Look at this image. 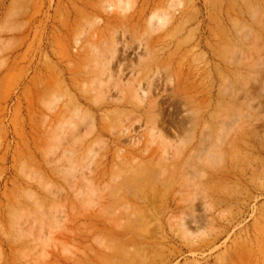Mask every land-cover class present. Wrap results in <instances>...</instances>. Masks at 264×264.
<instances>
[{
	"label": "rangeland",
	"instance_id": "374dc122",
	"mask_svg": "<svg viewBox=\"0 0 264 264\" xmlns=\"http://www.w3.org/2000/svg\"><path fill=\"white\" fill-rule=\"evenodd\" d=\"M0 264H264V0H0Z\"/></svg>",
	"mask_w": 264,
	"mask_h": 264
}]
</instances>
